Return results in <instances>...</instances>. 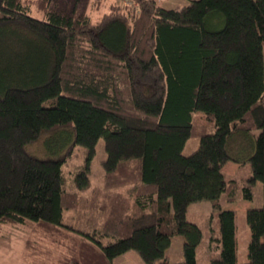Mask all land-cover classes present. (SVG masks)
<instances>
[{"label":"trees","instance_id":"1","mask_svg":"<svg viewBox=\"0 0 264 264\" xmlns=\"http://www.w3.org/2000/svg\"><path fill=\"white\" fill-rule=\"evenodd\" d=\"M131 1L74 0L64 12L0 0V223L35 224L33 264H113L130 250L148 264H197L203 231L187 214L210 200L209 264H264V0ZM64 130L85 157L68 174L72 147L60 159L26 150ZM101 138L103 186L85 196ZM258 181L263 204L247 210L238 263L236 213L221 197L253 200ZM176 235L185 260L171 263Z\"/></svg>","mask_w":264,"mask_h":264},{"label":"rangeland","instance_id":"2","mask_svg":"<svg viewBox=\"0 0 264 264\" xmlns=\"http://www.w3.org/2000/svg\"><path fill=\"white\" fill-rule=\"evenodd\" d=\"M59 9L62 11H69L72 7V1L69 3L67 0H54ZM111 2L115 0H110ZM160 4L167 8L179 9L189 2V0H159ZM84 12L91 15L93 19H98L101 16L99 12L93 9L92 5L87 4L84 6ZM34 16L41 17L42 15L36 10L32 12ZM259 130L252 131V134L257 136ZM242 136L238 137L235 142L236 147H241L243 141ZM250 137V136H249ZM251 138V137H250ZM74 138L67 133L66 130L59 133L44 132L39 139L26 145V150L39 158L48 159H60L68 150L72 147V152L68 157L64 171L66 174L73 171L75 166H80L84 163L83 150L79 145H73ZM200 144L198 137L190 138L183 150L185 155H191L194 153ZM244 147L250 150L251 142L247 141L242 143ZM246 149V148H245ZM244 149V150H245ZM248 153V152H247ZM237 156H244L242 150H238L235 153ZM107 158V152L105 149L104 138L99 139L96 145V153L91 162L90 170V188L83 192L82 195H89L94 188L103 186V178L105 175V169L103 161ZM227 171L229 173L235 172L237 167L242 164L235 161H229L227 163ZM237 171L233 174L235 175ZM225 195L221 197L223 207L232 208L236 213V225H237V259L238 263H244L248 260V243L251 237V229L247 222V210L249 208L261 207L263 204V185L261 181H258L255 186V196L253 200L239 199L236 202L228 203ZM212 210V203L210 200H202L193 203L188 211L187 219L191 222L199 224L203 231V237L201 243L197 247V264H209L210 257L212 256V250L216 247V243L211 242V228H210V213ZM68 214V213H67ZM71 216V214H70ZM39 230L35 224L31 221H27L25 224H11L0 223V264H33V257L38 255V251L28 249V244L33 241L39 240ZM184 236L176 235L172 238V243L166 250V257L171 263H178L185 260L183 245ZM37 242V241H36ZM148 264L146 263L140 254L136 250L127 251L125 254L116 258L115 264ZM156 264V263H155Z\"/></svg>","mask_w":264,"mask_h":264},{"label":"crops","instance_id":"3","mask_svg":"<svg viewBox=\"0 0 264 264\" xmlns=\"http://www.w3.org/2000/svg\"><path fill=\"white\" fill-rule=\"evenodd\" d=\"M57 2H58V0H56ZM71 0H67V2L69 3ZM227 167H228V165H226L225 167H224V170H225V172L227 173V174H229V175H233L236 171H238V168L239 167H237L236 168V170H235V172H232V173H229V171H227L226 169H227ZM229 209V208H228ZM230 209H232V208H230ZM250 209V208H249ZM234 210V209H233ZM117 258V257H116ZM116 258L114 259V261H113V264H115V260H116ZM116 264H119V263H116ZM122 264V263H121Z\"/></svg>","mask_w":264,"mask_h":264},{"label":"built area","instance_id":"4","mask_svg":"<svg viewBox=\"0 0 264 264\" xmlns=\"http://www.w3.org/2000/svg\"><path fill=\"white\" fill-rule=\"evenodd\" d=\"M122 1L125 5H132V1L131 0H120Z\"/></svg>","mask_w":264,"mask_h":264}]
</instances>
